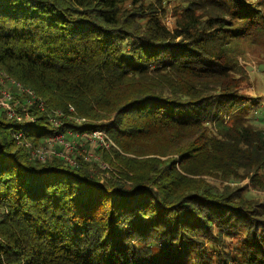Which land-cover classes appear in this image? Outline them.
I'll return each mask as SVG.
<instances>
[{"label": "trees", "instance_id": "1", "mask_svg": "<svg viewBox=\"0 0 264 264\" xmlns=\"http://www.w3.org/2000/svg\"><path fill=\"white\" fill-rule=\"evenodd\" d=\"M127 1L0 0V69L46 104L25 137L103 129L115 144L39 161L0 110V264H264L256 193L203 177L264 189L238 59L264 40V0ZM52 109L86 120L56 128Z\"/></svg>", "mask_w": 264, "mask_h": 264}, {"label": "built area", "instance_id": "2", "mask_svg": "<svg viewBox=\"0 0 264 264\" xmlns=\"http://www.w3.org/2000/svg\"><path fill=\"white\" fill-rule=\"evenodd\" d=\"M32 107H36L40 111L46 110V104L40 96L0 69V110L4 111L9 119L25 125V127L21 126L16 129L13 136L17 144H22L28 148L30 158L44 161L50 156H56L62 158L69 165H77L79 154L85 160L91 155V152L84 150L83 145L85 143L105 148L114 145L105 130L92 129L79 132L71 128L56 129L53 134L44 138L43 144H34L25 137L26 129L37 121V116L32 113ZM73 109L72 106H69L68 111L72 112ZM72 119L86 120L67 114L61 109H52L46 114L47 122L56 128ZM76 139L83 140L84 144H78Z\"/></svg>", "mask_w": 264, "mask_h": 264}, {"label": "rangeland", "instance_id": "3", "mask_svg": "<svg viewBox=\"0 0 264 264\" xmlns=\"http://www.w3.org/2000/svg\"><path fill=\"white\" fill-rule=\"evenodd\" d=\"M251 0H249L250 2ZM255 1V0H252ZM129 1L126 0V4ZM172 3L167 4V12L165 17V22L167 25H172ZM229 45V43H228ZM238 49L243 52L242 56H239L238 59L241 63H243L249 73L250 77V93L252 94L253 100L252 104L248 103L247 108L244 111L242 115H239L243 118L244 121L248 122H255L262 128H264V40H260L258 42H246L242 44H238ZM75 122H78L75 120ZM103 130V129H101ZM108 134V133H107ZM109 135V134H108ZM78 144H84L83 140H75ZM115 146L109 145L108 147H104L105 149H111L110 147ZM168 155V156H161V158H170V162L178 163L177 156L176 155ZM174 156V157H173ZM97 158H100L99 153H91L90 159L98 160ZM78 159V158H77ZM100 166L95 167L96 172L99 170H103L104 168H109L108 164L105 161H102V163H99ZM178 165V164H177ZM92 167V168H93ZM110 168H112L110 166ZM99 169V170H98ZM204 178L212 182L210 185L213 189H217L219 191H222L223 189H226L228 191H234L235 187H246L247 189L253 190L254 193H256V204L258 203L259 208H264V189L261 187H255L253 188L250 186L249 179H243L238 181H232L231 179H224L222 177H215V175H204Z\"/></svg>", "mask_w": 264, "mask_h": 264}]
</instances>
